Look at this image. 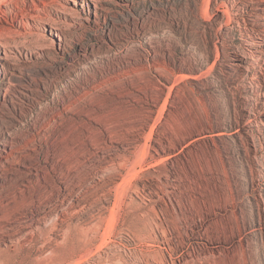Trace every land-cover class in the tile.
Returning a JSON list of instances; mask_svg holds the SVG:
<instances>
[{
  "label": "rangeland",
  "instance_id": "1",
  "mask_svg": "<svg viewBox=\"0 0 264 264\" xmlns=\"http://www.w3.org/2000/svg\"><path fill=\"white\" fill-rule=\"evenodd\" d=\"M136 27L142 32L141 41L154 43L144 49L150 57L147 75L159 88L152 91L143 81V112L130 117L133 121L125 119L128 125L116 134L121 138L111 143L107 133L90 130L88 118L79 112L62 114L61 102L67 100L63 92L66 83L78 80L73 69L83 64L89 69L94 56L110 46L117 49L115 43ZM151 49L156 50L154 57ZM0 58V141L2 133L10 130L22 147L0 170V196L26 182L31 171L47 166L54 175L56 162L68 157L56 152L57 146H86L79 180L94 185L91 190L77 188L74 204L65 207L64 223L58 221V230L50 224L46 237L52 239L47 238L44 247V238L34 240L39 236L35 224V233L26 236L30 247L21 253L14 244L22 235L21 243L27 230L0 232V264H32L33 258L58 248L56 239L69 242L62 246L71 255L64 264H264V238L249 234V224L258 220L250 202L254 196L261 204L264 232V0H0ZM181 58L184 67L205 62L193 76L176 68L166 79L170 63L179 64ZM198 82L207 83L209 99L204 100ZM162 87L154 115L146 121L142 105L151 104ZM164 98L169 99L167 108L159 117ZM233 106L245 127L241 153L229 137L222 142L216 136L229 130ZM155 120L158 125L149 143ZM156 141L163 142L167 152L150 149L146 162L137 165L140 175L128 181L125 201L114 219L116 196L105 197L103 187L111 183L115 190L132 167V158ZM116 153L128 154V168L124 174L112 172L104 186L97 187L101 162ZM40 212L34 208L29 215ZM29 222L30 218L23 221ZM74 248L77 251L70 253Z\"/></svg>",
  "mask_w": 264,
  "mask_h": 264
},
{
  "label": "bare ground",
  "instance_id": "2",
  "mask_svg": "<svg viewBox=\"0 0 264 264\" xmlns=\"http://www.w3.org/2000/svg\"><path fill=\"white\" fill-rule=\"evenodd\" d=\"M55 30H56L57 35L61 34V33H59V32H61V28L60 27H58V26L55 27ZM141 33L142 32L140 31L139 27H136L135 30H132V31H130L128 33V35H127V37H126V39L124 41H120L119 40L118 43H115L114 46H116L118 48H121V47L123 48V46L126 45V47L124 49H118V48L117 49H112V47L110 46L109 49H105L104 52H102V54L99 55V56H97L94 53V55H96V56H94L93 62L90 65H88V67L90 66L89 69L88 68L86 69L84 64L82 66L80 65V67H78V68L73 69L74 70L73 73L76 76H78V78H77L78 80L77 81H80V84L79 85L76 84L77 81L75 82V80H74V82L70 81V82L66 83V85H65L66 87L64 86L65 88H64L63 95L67 98V100L65 99V100H63L61 102L62 103V107H63V111L61 110L62 114L63 115L64 114H69V113L73 114V113H76V112L78 113L79 112L80 115H83V116H85V118L86 117L88 118L87 121H89L90 126H91L90 130H92L95 133H97L99 131L102 132V133H107L111 143L119 141L118 138H121V137H119V135H117L118 137H116V134H117V131H119V130L121 131V129H123L126 125H128L127 124L128 122L126 124L124 123L125 119H126V121L130 117L133 119V118H135L134 116L139 115L141 112H143V109L141 108V104H140V103H142L141 102V100H142V95L141 94L145 90V88H144L145 85L143 84V86H142L143 81H146V82L149 83V86H151L150 89L152 91H154L157 88V86L159 88L158 82L156 83L154 80L151 79L152 77H149V75H147L148 66H149L148 62H149L150 57L147 54L146 49H144V46H147L149 48H153L152 45L154 43L151 40H148L146 38L141 41V39H142ZM142 36H144V35H142ZM147 38H148V36H147ZM151 50H152V53H150V54H153V57H154L155 54H156V50L155 49H151ZM211 52L208 53V55H207L208 57H210ZM98 53H100V52H98ZM183 59L182 58L180 59L179 64H178V62H176V60H174V61H172L170 63L172 65V68H171V71L169 72V75L167 74L168 76H166L164 74L166 76L165 77L166 79H171V76L174 75V73H175L174 71L176 70V68H178V70H180V71L186 72L187 73L186 75H188V76H190V75L193 76V74H191V73H193L195 69L201 68L203 63L205 62V61H202L203 62L202 63L201 61H199L200 63L199 62L195 63L196 61L195 62L192 61L193 63H191L189 66L184 67ZM207 60H208V58H207ZM207 62L208 61H206V63ZM183 75H185V73ZM219 77H220V75H219ZM197 85L200 86V91L204 95V100H205V98H206V100L209 99V98H207V95H208L207 93L208 92L206 93V91L204 90L205 89L204 87L207 86V83L200 82V84H199V82H198ZM68 90H69V92H68ZM156 92H157V89H156ZM163 92H164V88L162 87V89L160 90L159 93H157V94H153L152 93L153 97H152L151 104L150 103H146V104H149L146 107L144 105H142L145 108L144 110H145L146 115H147L146 116V121H148V119H151L153 117L154 112L156 110V109L154 110L153 106H157L158 105V103L160 101V98H161V95L163 94ZM164 100H165L164 105L162 104L163 105V106H161L162 108L158 111L159 117H161L164 114V112H165V110L167 108V104H168V100L169 99L168 98L167 99L164 98ZM57 101L58 102L60 101L59 97H58ZM148 102H149V99H148ZM81 103H83L84 106H81ZM60 109H62V108H60ZM61 111H59V112L61 113ZM52 112H54V111H52ZM79 114H77V115H79ZM230 115H231V119L229 120V124H228V129L229 130H220V132H218L216 134V136L222 142H223V138L224 137L225 138L229 137L232 141H234V143H236V145L237 144L239 145L237 150H238L239 153H241L243 151V148L241 147V144H239V142L242 143V141H243V136H244L243 131H244L245 127L242 126L240 124L239 120L237 119V113H236V110L234 109V106L230 109ZM71 117H72V115H71ZM76 119H77V117L75 118V120ZM156 120L159 121V118H157ZM157 125H158V122L156 121L155 125L152 127V129L150 131V135L148 134L149 135L148 136L149 143H150L152 135H153V133L155 131V127H157ZM88 129H89V127H88ZM221 129H222V126H221ZM95 135H97V134H95ZM15 137L16 136H15L14 132H12L10 130L3 132L2 135H1V141H0V170L5 166V162L8 160V157L10 155H12L15 152L20 151L21 148H22V147H19V146L16 145L19 142L18 143L15 142L16 141ZM92 137H94V136H92ZM89 138H91V137H89ZM122 139H124V138H122ZM145 139H147V137ZM148 140H146V141H148ZM96 141H98V140L95 139V142ZM129 144H130V142H129ZM138 145H137V147H140ZM144 145H142L141 147L143 148ZM112 146H113V144H112ZM146 146L147 145H145V147ZM85 147H83V146L82 147H74V146H69V145L68 146L66 145L65 147H58L57 146L56 152L61 153V155L62 154H66V155H68V157L62 159V161L58 160L56 162L57 172H55L54 175L51 174V171L48 169L47 166L43 167L41 170L37 169L36 172H32L31 171V173H29V174H26L24 171L20 170V173H22L23 175L24 174L27 175L26 182H23L22 185L19 183V184L15 185L12 188L10 187V189L6 190L5 194L0 196L1 197L0 198V232H4L7 229H13V231H21L20 229L23 230V228H24V229L27 230V232L25 231L26 234L24 235L23 240L21 241V243H20V237H22V235L17 238V239H19L18 241H19L20 244L18 242H16L18 245L14 244L16 246L15 248H18V252L24 250L26 248V246L28 245V243L31 241V239H28L29 237L26 238V236L27 235H33L35 233V228H37L39 230V233H38L39 236L37 238H34L32 236L34 238V240L36 239V240H38L40 242L39 239L41 237V238L45 239V241L43 242V246L42 247H44L46 244H48V242H47L48 241L47 240L48 237H46V236H47V234L50 231V224L52 225L51 226L52 230H54V229L58 230L57 229L58 228V221L61 220L62 216L66 213V211L68 213V209H66V208L68 206L71 207V204L72 205L74 204V200H75L74 199L75 198L74 194L78 191L77 188L78 187H79V189L80 188L81 189L85 188L87 190V189H90V187L94 186V185H91V181L88 180L87 178H86L87 181H85V182H83V180L82 181L79 180L80 176H82L81 175L82 172L84 171L83 169L85 168L84 167L85 165L83 164L84 163L83 160L80 159V156L86 150ZM117 147H118V145H117ZM134 147L136 148V146H134ZM142 148H141V150H142ZM170 148H169V150H170ZM146 149H147V147H146ZM150 149H153L158 154L161 151L165 152L167 150V147L164 146L163 142L161 143V142H158V141H156V143L154 145L153 144H149L148 145V150L146 151L144 149L145 153H143V154H141V153L139 154L138 153L136 155L134 154L135 157H134V159L132 158V167L131 168L130 167L128 168V166H127L130 163L129 162L130 161L129 160V156H127L128 155L127 153H126L127 155H124V156H123L124 153L122 155L120 153L119 154L116 153L113 156L110 155L109 158H105V159H103L104 161L101 162V165H100V167L98 169V172H96L97 180H99L98 181L99 184L98 183L95 184V185H97V187H100V186L103 187L104 186L103 184L106 183L105 179L108 176L110 177V174L112 172H114V173L118 172V174L119 173H123L124 174V172H122V171L124 169H126V167L128 168V171L126 169L125 170L126 173L122 176L121 183L119 184V182H118L119 185H118V187H116L115 190H113V188L111 187V183H110V186L106 184V186L103 187L104 188L103 189V195L105 197L108 198L111 195H113V193L116 196V203L113 206L115 208L111 207V208H113L114 219H116V216H117L119 210L121 209L122 204L125 201L124 200L125 199L124 198V196H125L124 188L127 186V183H128L129 180H131L133 178H136L137 176L140 175L139 174L140 170L137 169L138 168L137 165L142 163L146 159H148V156L150 155V151H149ZM89 150H90V148H89ZM247 151H248V155H249L250 154V150H247ZM86 153H87V151H86ZM245 153L247 154V152H245ZM62 156H64V155H62ZM175 156H177V155L175 154ZM171 158H173V157H171ZM84 159H87V158H84ZM166 159H164V160H166ZM161 162H162V160H161ZM97 163H99V162H97ZM88 166H92V163H91V165H88ZM84 173H83V175H84ZM88 176H89V174H88ZM92 176L93 175H91L90 177H92ZM93 179H95V178H93ZM247 184L248 185L250 184L249 181H248ZM251 184H252V182H251ZM114 186H115V184H114ZM92 189H93V187H92ZM92 191H94V190H92ZM95 191H97V189ZM95 191H94V193H95ZM78 193L79 192H77V195H78ZM80 196H79V198H80ZM83 197H84V195H83ZM105 197H103V198H105ZM250 202L252 204L253 210H256V212H257L256 216H257L258 220H257V222L254 221V223H250L249 224V234H256L258 237L263 239L264 238V232H263V229L260 226L262 224V221H263V214H262V210H261V204H260V202H259V200L257 199L256 196H254L253 199H251ZM34 208H36V210H40L41 209V212H40V214L38 216H36L34 214L33 215H29V212H31V211L33 212ZM27 218H30L31 222H29L27 224L23 223L24 219H27ZM61 221H63V220H61ZM63 223H64V221H63ZM33 224H35V228L33 227ZM99 224L101 225V223H99ZM99 224H97L98 226L96 225L97 228H99ZM95 225H94V227H95ZM246 226L247 225L245 224V227ZM89 228H90V226H89ZM91 228H92V230L95 229L93 227H91ZM60 229H59V231L62 230V229L61 230ZM63 229L66 231L65 228H63ZM71 229H74V228H71ZM82 230L86 232V229L84 227L82 228ZM87 230H88V228H87ZM65 231L62 232V233H65ZM88 231L91 232V230H88ZM97 231H98V229H97ZM23 232L24 231H22V233ZM71 232H72V230H71ZM50 233H52V232H50ZM247 234H248V232H247ZM10 236H11V234H10ZM34 236H36V235H34ZM65 236H67V235H65ZM75 236H77V235H75ZM52 237H53V235H52ZM75 238H77V237H75ZM83 238L81 237V239H83ZM87 238H88V235H87ZM48 239H52V238L49 237ZM81 239H79V240H81ZM86 239H84V240L87 241ZM56 241H57L56 247H58V248H54V247L50 246L52 248L50 250L47 249L49 251H47V252L44 251V252L47 253L45 256L44 255H43V257L42 256H37L36 258H33L32 260L30 259L32 261V264H61L64 261H67V259L69 257L71 258V255L69 253H66L65 250H63V249L66 248V247L65 248H63V247L65 245H67V243H69L68 240L66 239V240L60 241L59 239H56ZM35 243H36V241H35ZM83 243H85V242H83ZM41 244H42V242H41ZM6 245H8V244L6 243ZM32 245H33V241H32ZM9 246H10V244H9ZM36 246H35V248H36ZM82 247H84V245H82ZM39 249L42 250L41 248H39ZM67 249H69L68 246H67ZM77 249L78 248H74V250H71L70 253H72L74 251L76 252ZM1 250H2V248H0V251ZM27 250H28V247H27ZM27 250H25V251H27ZM68 251H70V250H68ZM80 251L82 252V250H80ZM7 252H11V251L7 250ZM16 252H17V250H16ZM19 253H21V252H19ZM37 253H38V251H37ZM0 254L3 255L1 252H0ZM10 254L11 253H9V257H11ZM87 254H86V256L88 258ZM93 254H94V252H93ZM5 255H7V253ZM38 255H40V253ZM29 256H30V254H29ZM81 256H83V255H81ZM24 259H27V258L25 257ZM83 259H86L85 254H84V258ZM83 259H81V260H83ZM76 261H78V260H76ZM6 262H8V261H6ZM11 262H12V260H11ZM70 262H72V260H70ZM24 263H26V262H24ZM78 263H76V264H78ZM96 264H97V262H96Z\"/></svg>",
  "mask_w": 264,
  "mask_h": 264
}]
</instances>
